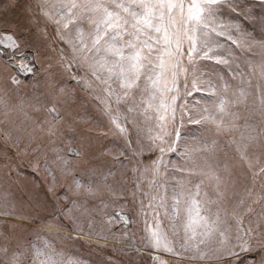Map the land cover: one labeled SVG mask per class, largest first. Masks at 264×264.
Wrapping results in <instances>:
<instances>
[{
	"label": "snow or ice",
	"instance_id": "obj_1",
	"mask_svg": "<svg viewBox=\"0 0 264 264\" xmlns=\"http://www.w3.org/2000/svg\"><path fill=\"white\" fill-rule=\"evenodd\" d=\"M16 7L46 39L53 26L55 63L91 93L123 149L101 153L111 168L90 165L88 118L73 114L47 54L21 35L31 28L0 30V264H84L57 246L72 238L59 217L40 244L16 235V221L35 222L44 207L18 183L16 161L29 157L33 171L43 160L48 193L68 202L60 215L71 231L120 245L112 251L127 264L145 250L171 258L153 264H245L264 253V0H9L0 17ZM185 124L199 135H182Z\"/></svg>",
	"mask_w": 264,
	"mask_h": 264
},
{
	"label": "rangeland",
	"instance_id": "obj_2",
	"mask_svg": "<svg viewBox=\"0 0 264 264\" xmlns=\"http://www.w3.org/2000/svg\"><path fill=\"white\" fill-rule=\"evenodd\" d=\"M24 0H21L23 3ZM9 0H0V10H3L6 5H8ZM257 15L261 14L260 5L257 4L255 7ZM20 23L26 27L31 28L30 34H21L24 38H27L31 42L37 44L41 51L47 55L44 57L45 63L44 67L48 68V64L51 63V68L48 69V75L50 79L56 84L58 88H62L66 93L69 94V107L74 115L85 116L88 118L86 124L81 125V130L87 129L86 134L90 137L92 148L90 151L95 153L96 158L89 157V164L93 166H102L104 168H111L114 166L115 162L111 155H101L108 149H112L113 152L123 149V141L117 139L111 133H109L108 124L106 119L98 111L97 101L92 98L91 93L84 88L81 83L72 78V75L64 71L59 65L55 63V54L49 48V43L54 37L53 26H48V38L46 39L40 34L39 30L35 25H31L28 19L25 18V14L22 8H9L6 11V16L0 17V30L11 31V26ZM43 28V24L40 26ZM62 45L52 44V47H60ZM48 57H52L51 60ZM44 74L41 73V76ZM40 77H37L39 79ZM33 80L29 79L25 81V87L21 90V95H31L33 89L31 87ZM10 87V85H5ZM13 103H15V98H13ZM16 118V117H14ZM19 120L23 119L22 116L18 117ZM199 126L185 124L182 129V135L186 137H191L193 135H199ZM107 133V134H106ZM154 158V157H153ZM172 161H176L177 157L175 154L170 156ZM145 163L148 162V158H144ZM16 163L19 165L20 177L18 183L25 185L29 191L33 192L39 201L44 205L42 209H39V217L35 222L32 221H16V223L22 225L21 228L16 229V235L22 237L25 243L31 242L34 244H40L41 241L48 237L49 233H55L56 229L46 227L49 220L54 217H59V219L66 226L64 229L60 230L61 236H70L71 239H56L57 246L63 250V252L70 257H78L84 264H127L128 257L124 256L119 252H113V247H120V245H115L113 241H100V243H107V247H98L97 243L93 238L92 243H88V237H77L75 233L71 231V223L64 219L60 215V209L68 207V202L63 200H58L52 194L48 193L47 187L50 183V177L46 172L43 171V160H41V167L37 171H33L30 163L31 158H25L23 160H17ZM118 167V165H116ZM130 175V174H129ZM16 180V176H13ZM71 182V177L63 178L57 175V183L67 184ZM131 188V184L128 185ZM56 195L62 194L65 189L57 187ZM126 200L129 201L128 208L132 209L131 197L126 196ZM134 211V209H133ZM40 218H43L42 220ZM2 219V218H0ZM142 223L137 220L135 229L139 232L142 227ZM41 229V235L38 237L35 229ZM160 255L163 259L170 260L171 258L164 253H155L151 250H145L141 257H138V264H153L152 256ZM264 253H256L253 257H250L245 261V264H260L261 257ZM111 258V259H109ZM174 264V262H173Z\"/></svg>",
	"mask_w": 264,
	"mask_h": 264
}]
</instances>
